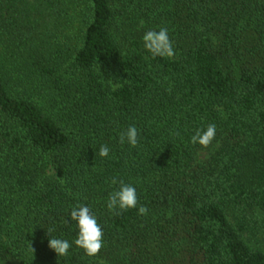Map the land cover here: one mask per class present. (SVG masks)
Here are the masks:
<instances>
[{
  "label": "trees",
  "instance_id": "obj_1",
  "mask_svg": "<svg viewBox=\"0 0 264 264\" xmlns=\"http://www.w3.org/2000/svg\"><path fill=\"white\" fill-rule=\"evenodd\" d=\"M162 27L171 59L144 47ZM113 178L136 208L108 211ZM76 204L104 233L95 258ZM101 261L264 264V0H0V264Z\"/></svg>",
  "mask_w": 264,
  "mask_h": 264
},
{
  "label": "clouds",
  "instance_id": "obj_2",
  "mask_svg": "<svg viewBox=\"0 0 264 264\" xmlns=\"http://www.w3.org/2000/svg\"><path fill=\"white\" fill-rule=\"evenodd\" d=\"M145 49L153 58L161 57L171 59L175 56L173 43L170 40L168 29L160 28L159 31L149 30L143 36ZM216 136V125L210 124L206 130H197L191 137L193 145H200L202 148H208ZM125 141L132 147H136L138 141V130L133 125L119 136V143L124 144ZM109 147L102 145L99 149V156L106 158L109 155ZM111 183L116 185L119 183L118 190L109 194L107 201V209L110 213L120 215L124 211H128L137 207L138 197L135 187L130 184H125L122 180L117 181L113 178ZM148 209L145 206H140L138 209L139 215H147ZM70 220L75 223L78 229V234L74 240L75 246L82 249L85 255L89 258H95L104 247V233L96 217L91 213L90 209L82 204H76L70 213ZM69 220L65 221L68 225ZM50 232V230H49ZM50 236V234L48 233ZM49 248L54 250L58 257L66 256L72 244L66 239L50 238ZM103 264V261L100 262Z\"/></svg>",
  "mask_w": 264,
  "mask_h": 264
},
{
  "label": "rangeland",
  "instance_id": "obj_3",
  "mask_svg": "<svg viewBox=\"0 0 264 264\" xmlns=\"http://www.w3.org/2000/svg\"><path fill=\"white\" fill-rule=\"evenodd\" d=\"M205 157H207V154L204 153L201 158L204 159Z\"/></svg>",
  "mask_w": 264,
  "mask_h": 264
}]
</instances>
